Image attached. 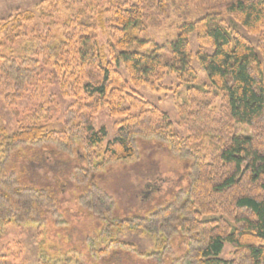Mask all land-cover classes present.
<instances>
[{
  "label": "trees",
  "instance_id": "16d2710c",
  "mask_svg": "<svg viewBox=\"0 0 264 264\" xmlns=\"http://www.w3.org/2000/svg\"><path fill=\"white\" fill-rule=\"evenodd\" d=\"M168 3L207 13L181 22L162 44L142 38L146 27H160ZM38 4L39 20L32 11L0 18V99L17 116L12 132L0 124V227L25 223L40 228L47 215L56 214L57 198L50 187L39 185L47 181H41L40 169L53 179L55 166L48 168L45 154L72 155L81 165L73 166L68 177L86 187L78 201L102 223L88 242L99 236L105 244L133 248L112 239V230L126 226L156 238V251L140 254L154 264H264V0ZM222 13L258 35L256 45L222 24ZM191 34L195 52L189 48ZM193 61L203 69L206 85H195ZM42 64L54 67L61 94L72 98L58 127L51 120L57 100L45 88L38 92L42 101L31 109L16 107L30 89V95L36 93L45 74ZM166 73L189 84L186 101L177 104L188 130L179 140L169 135L166 114L137 93L141 86L161 90L155 83ZM213 91L220 97L218 108ZM101 109L121 118L106 144L107 130L92 124ZM244 128L247 134L240 131ZM140 138L168 139L172 153L189 159L190 183L147 216L115 218L113 199L89 182L90 172L134 159ZM77 148L84 154L75 155ZM225 244L232 248L228 259L220 257ZM16 245L14 257L21 253V244ZM168 253L174 256L171 263L163 258ZM6 263L0 256V264Z\"/></svg>",
  "mask_w": 264,
  "mask_h": 264
},
{
  "label": "rangeland",
  "instance_id": "374dc122",
  "mask_svg": "<svg viewBox=\"0 0 264 264\" xmlns=\"http://www.w3.org/2000/svg\"><path fill=\"white\" fill-rule=\"evenodd\" d=\"M40 1L0 0V18H6L10 14L14 15L16 11H32L37 17L36 20H39L37 7ZM177 7L168 3L166 14L161 18L160 27H146L144 35L141 37L154 39L162 44L173 37L181 22L197 20L207 13L205 9H195L184 3ZM49 11L50 9L47 8L46 12ZM221 20L222 24L230 30H236L247 37L253 45H256L258 35L247 33L239 23L223 13ZM35 23L37 22L35 21L28 27H32ZM99 40L102 42L104 39L99 37ZM189 48L192 52L198 48L196 38L192 34L189 37ZM210 51L211 49H209ZM41 61L43 62L42 58ZM41 68L45 70V74L41 75L40 82L37 83L36 93L30 95V89V92H26L18 100L16 107L22 110L31 109L42 101L38 92L45 88L47 93L52 92L55 96L54 99L57 100V107L53 104L51 107V120L53 126L58 127L64 120V111L72 102V98L61 94L53 73L54 67L51 64H42ZM193 68L197 73L195 85L198 87L206 85L208 83L206 75L196 61H193ZM121 71L124 75L126 74L122 68ZM155 84L162 87L161 90L153 91L141 86L137 89L138 95L166 114L171 122L168 131L170 136L178 140L187 137V126L179 118L177 104L186 101V89L189 84L178 81L174 75L169 73H166ZM212 98L213 105L218 108L220 97L216 91L212 92ZM12 111L0 99V124L5 126L9 132L14 131L17 127V116L12 114ZM43 115L47 116L48 114L44 112ZM120 119V117H111L105 109H101L93 117L92 124L95 128L104 127L107 130V138L103 144L112 138L113 126ZM240 131L244 134L249 132L245 128ZM167 140L140 138L137 140L138 153L134 159L113 163L103 169H98V171L90 172L92 176L89 182L98 186L113 199L115 218L127 219L147 216L175 199L174 196L178 192L188 187L190 183L189 159L172 153ZM40 147H44L43 150L47 149L45 146ZM97 150L100 152L99 148ZM59 151L62 152L60 149ZM80 153L84 154L81 148H77L75 155ZM45 156V160L50 162L48 168H52V164L55 166L53 167L54 171L52 170L54 174L50 173L53 179L49 175L50 179H48L40 169L41 181L43 179L47 181L46 183L41 182L39 185H47L54 192L58 202L56 214L47 215L46 222L40 228L36 224L25 223H12L0 227V256H4L6 264H154L152 258H146L140 254L156 251L158 247L156 238L138 229L131 230L123 226V228L112 230L114 238H112L113 236L111 238L113 240L131 244L133 248L127 245L123 246L122 243L109 242L105 244L99 236L94 238L95 241L88 242V237L91 236L89 238L92 239L93 233L95 234L96 229L100 228L99 225L102 223L96 216L90 215L78 201V197L84 193L86 187L69 178L74 171L73 166L81 165V161L74 160L72 155L67 158L47 152ZM18 160L21 162V159ZM17 242L21 244V253L14 257V254L18 252L17 249L20 248L19 245H16ZM102 249H105L104 252H100ZM177 251L179 250L177 249ZM231 252V246L225 244L220 257L228 259L231 257ZM163 258L171 263L174 256L168 253L164 254Z\"/></svg>",
  "mask_w": 264,
  "mask_h": 264
}]
</instances>
